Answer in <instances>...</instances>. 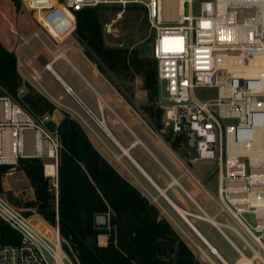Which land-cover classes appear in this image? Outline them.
I'll return each mask as SVG.
<instances>
[{"label":"built area","instance_id":"built-area-1","mask_svg":"<svg viewBox=\"0 0 264 264\" xmlns=\"http://www.w3.org/2000/svg\"><path fill=\"white\" fill-rule=\"evenodd\" d=\"M182 4L175 24L168 25L165 0H28L37 24L60 41L74 37L76 12L83 9L146 8L154 31L159 106L164 111L161 132L184 135L186 145L196 152L195 162L217 163L218 199L214 202L218 213L215 217L203 214L230 224L222 229L212 225L225 239L230 231L250 251L257 249L263 259L256 261L264 264V179L258 175L264 173V160L252 155L258 136L264 149V0H202L196 10L194 0H182ZM57 21L69 29L63 37L51 29ZM110 28L106 25V34ZM54 61H43L44 70L51 72L49 65ZM198 89L217 90V98L201 99ZM66 92L71 94L72 88L66 87ZM48 121L49 115L38 122L10 97L0 96V166L11 167L6 175L15 172L20 159L46 157L29 154L30 133L48 142L54 152L58 149L44 127ZM190 134L196 138L194 148ZM259 200L262 205L255 203ZM37 216V212L28 216L0 195V221L20 236L18 244H4L0 239V264H74L64 249L59 224L49 237L36 225ZM228 242L242 258L244 252L231 239ZM205 247L208 254L197 248L209 264H224L210 246Z\"/></svg>","mask_w":264,"mask_h":264},{"label":"trees","instance_id":"trees-1","mask_svg":"<svg viewBox=\"0 0 264 264\" xmlns=\"http://www.w3.org/2000/svg\"><path fill=\"white\" fill-rule=\"evenodd\" d=\"M20 8L19 0H12ZM75 38L84 55L97 66L125 100L141 114L149 126L161 134L162 111L157 109L160 95L158 64L154 58L141 57L137 49L112 47L106 40L102 8L76 12ZM54 23V22H53ZM56 23V24H55ZM54 23L57 37L69 29ZM111 73L124 81H143L148 102L138 108L132 87L124 90ZM26 87L22 97L19 92ZM0 96L10 97L33 118L53 114L57 107L34 91L18 70V56L0 43ZM49 132H56L60 142L58 182L44 174L41 158L20 159L19 165L35 188L36 200L26 204L36 208L52 227L59 224L64 249L74 264H202L195 252L141 190L124 178L89 139L85 129L65 112L59 125L46 122ZM169 147L181 157L190 148L184 135L163 134ZM11 169L0 166V194H5L3 179ZM10 199L11 192L6 193ZM28 216L33 211L25 212ZM108 214L107 229L95 227V216ZM101 235L108 236L105 246ZM0 239L4 244H18L19 234L0 221Z\"/></svg>","mask_w":264,"mask_h":264},{"label":"rangeland","instance_id":"rangeland-1","mask_svg":"<svg viewBox=\"0 0 264 264\" xmlns=\"http://www.w3.org/2000/svg\"><path fill=\"white\" fill-rule=\"evenodd\" d=\"M202 0H194L195 2V10L198 8V5ZM20 8L16 5L12 0H0V43L7 48L9 51L16 52L21 61L26 62L25 66L21 67L23 73H20L25 81H27L35 92L44 95L49 99V72L45 71L43 68L44 62H50L56 60V58H60V61L55 66V69L63 76L72 86L78 87L81 83L79 79L75 76V73L70 69V67L66 64L64 60L66 56L69 60L78 67L81 71H83L86 75H90L87 66H90L89 62L85 59L83 48L77 42L75 36L68 37L65 40L56 39L52 33H49L42 29L39 24H37L35 20V11L32 10L28 5V0H19ZM102 8V13L104 14V29L106 25H109L111 28V33L106 34V40L108 44L112 47H123L130 49H137L141 57L144 58H153V37L154 31L150 26L148 20V12L146 8L142 5H128L126 7L119 6H100ZM176 18H167V24L173 25L175 24ZM52 31L56 34L55 28H51ZM17 32L15 34L13 32ZM36 34H38L36 36ZM35 35V36H34ZM42 57L44 62L40 59ZM63 59V60H61ZM31 61L30 63L27 61ZM19 65V62H18ZM19 70V66H18ZM27 77H25V75ZM111 76L115 79V81L121 85V87L126 90V87H132L135 92V102L137 106H139V99L136 96H140L143 90V81L139 77L136 78L134 82L124 81L121 78L116 77L111 73ZM37 78V80L34 79ZM92 79V78H91ZM78 85V86H77ZM48 89V90H47ZM28 92V89L24 87L20 92L19 96L22 97L24 94ZM196 94L201 99H211L217 98V90H209V89H198L196 90ZM82 97L85 99L89 105H91L94 101L93 96L88 91L82 92ZM13 100V99H12ZM72 108L71 116L73 118H77V112H79L85 121L90 125H84L91 133L101 148L108 151L109 155L113 157V159L121 166L123 163H127L126 157L122 155V153L116 149L113 144V140L110 139L105 132L99 127L96 121L86 113L81 105L78 103L72 102L71 99L67 100ZM161 103V89L159 100L157 104V109L162 111V121L164 123V111L159 106ZM163 104H166L162 101ZM92 106V105H91ZM77 111V112H76ZM94 113L100 118L105 117L109 123V125L113 126L111 123V117H113L112 112L107 110L98 111L93 108ZM76 112V113H75ZM53 114L49 115V122H54L56 125L57 122L53 120ZM76 116V117H75ZM109 116V119H108ZM43 117H36L35 119L40 122ZM80 120V119H79ZM79 122V121H78ZM163 137V134L156 132ZM49 135L57 141L59 147L55 148V157H50L49 159L44 157L45 164L53 163L54 165L59 166V150H60V142L58 140V135L56 132H49ZM116 135V134H114ZM31 136V135H29ZM112 148L110 151L107 147ZM56 154L58 156V161L56 158ZM117 155V157L115 156ZM196 152L194 149H182L181 150V158L184 164L187 166L188 170L184 167H181V170L176 173L177 177L186 176L194 186L200 188V193L194 196V199L189 198L187 194L182 190H179L181 195L188 200L187 203L178 202L179 206L188 210L189 212L195 214L199 217H205L203 211L208 213L211 217H215L218 213V207L214 202V199H218V165L214 161H196ZM124 171L127 169L125 167ZM191 171V172H190ZM46 177H48L45 173ZM169 178V177H168ZM52 182L57 184L58 180V169L56 177H52ZM144 185L149 187L152 195H150L147 190L143 187V185L137 181V184L143 189V191L151 198V201L155 203L162 214L168 219V221L172 224V226L177 230V232L181 235V237L187 242V244L192 248L195 252L196 257L202 264H209L200 249L207 252L205 244L200 240V238L194 233V231L182 220L180 215L169 205V203L159 195L153 188L147 185V183L142 179L141 180ZM169 181V180H168ZM6 184L4 187L5 192H11L13 194V198L10 199L9 196L5 194H0L5 200H7L12 206L16 209L28 212L35 211L34 209H27L26 204L28 202H34L36 200L35 188L30 183L27 178L25 172L22 170L21 166L18 165L14 175L8 178L3 179V183ZM202 183L205 187L200 184ZM164 187V183L160 182ZM169 196L174 199L176 194L173 192H168ZM222 218H219L222 221ZM194 225L202 232L205 237L210 241V243L217 248V250L221 253V255L227 259L229 262L234 263L238 259H240V255L236 250L232 247V245L228 242L230 239L232 242L240 248L245 256L251 258L254 254L250 251L243 241L234 233L230 231H226L228 236L227 240L218 232V230L209 222H206L200 218L191 217ZM251 221L254 223L253 218ZM99 242V239H98ZM198 247V248H197ZM208 254V252H207ZM211 257V256H210ZM214 259L213 257H211ZM214 261H216L214 259ZM217 264H219L216 261ZM255 264H261L259 261H255Z\"/></svg>","mask_w":264,"mask_h":264},{"label":"crops","instance_id":"crops-1","mask_svg":"<svg viewBox=\"0 0 264 264\" xmlns=\"http://www.w3.org/2000/svg\"><path fill=\"white\" fill-rule=\"evenodd\" d=\"M84 57L90 64V66H87V69L90 73L89 76L86 75L83 71H81L78 67H76L69 60L67 56H66L67 60H64L66 64L70 67V69L75 73V76L79 79L81 84L79 86L77 85L78 87L72 86L55 69V66L58 63V61H60V58H56L53 65H50V67L52 66V69L51 68L49 69L51 72H49L48 94H49V100L57 107V110L54 112L55 114L52 117L53 120L56 121L57 124L59 125L64 118L65 112L72 114V110L75 111V109L72 108V106L67 101L68 99H71L72 102L76 104L78 103L77 102V100H79L78 98H80L81 101L87 106V108L90 109L91 112L93 113H94L93 108L98 111H102V110L104 111L109 109L113 115V117L110 118L113 126L109 125L106 116L104 118L103 117L100 118L101 119L103 118V120L105 119L106 121L105 124L112 132L115 140L110 138L106 134V132L100 126L99 127L105 132V134L110 139L113 140V144L115 145L116 149H118L122 153V155L126 157L127 163L124 162L123 166H121L119 162L116 161V159L114 160L113 157L109 155L107 150L101 148L96 138L91 133H89L87 128L84 126L85 124L89 125L87 121H85L83 116L76 111L77 112V113L75 112L77 114L76 120H78L81 123L89 139L95 146V148L108 159V161L118 170V172L124 178H126L129 182H131L134 186H136L139 190H141L143 194H145L150 200L151 198L137 184V181L143 185V187L147 190V192L150 195H152V193L149 187H147L142 183L141 181L142 179L147 183L148 186H150L156 192H158L159 195H161V197L164 198V196L162 195L160 190L156 188V186H154V184L148 179V177L151 178L156 183V185L160 189L165 191L167 194H169L168 193L169 191L170 192L174 191V193L176 194V197H174V199H172L169 195L168 196L177 206H179L178 202H181L183 204L188 202V200L181 195L179 190L181 191L183 190L187 194V196H189V198L194 199V196L200 193L201 191L200 188L194 186V184H192V182H190V180L186 176L181 175L182 177H177L176 175V173L181 170V167L183 165L188 170L182 158L169 147V145L166 143V141L163 139L161 135L156 133L149 126V124L145 119H143L141 114H139V112L135 110L125 100V98L117 91V89L109 82V80L98 70L97 66L93 64L85 55ZM40 59L44 61L42 57H40ZM18 62H19L18 65L19 72L23 73L21 67L22 66L24 67L26 62L21 61L19 59V56H18ZM27 62L30 63L31 61L29 60ZM24 75L25 77H27L26 74ZM66 87H71L73 92L71 94L67 93ZM83 91H88L93 96L94 101L91 104L92 106L89 105V103H87L85 99L82 97ZM136 98L139 99V103H140L139 106H143L148 102L146 92H142L140 96H136ZM79 103L78 104L81 105L83 110L87 113L86 109L81 104V102ZM135 105L137 106L136 102ZM82 123H84V125ZM29 135H31V133ZM116 141L120 143L129 152L133 160L128 158V156L125 154L122 148H119ZM107 147L110 151H112L111 147H109L108 145ZM28 152H30L29 149ZM115 156L117 157V155ZM49 164H53V163H49ZM123 167H125L127 169L126 171L128 172H125ZM13 175L14 173L12 175H6L4 178H8ZM48 177L52 178V176H48ZM160 182L164 183L165 186L163 187ZM6 184L9 183L7 182L3 183V187H5ZM200 184L204 187L202 183ZM179 207L182 208L181 206ZM34 219L36 225L40 230L48 234L49 237L53 236L54 228L40 214H38V216L35 217ZM101 237H105L106 239L105 242H102ZM107 243H108V236L101 235L99 237V244L105 246L107 245Z\"/></svg>","mask_w":264,"mask_h":264},{"label":"bare ground","instance_id":"bare-ground-1","mask_svg":"<svg viewBox=\"0 0 264 264\" xmlns=\"http://www.w3.org/2000/svg\"><path fill=\"white\" fill-rule=\"evenodd\" d=\"M165 10H166L165 15L167 18L178 17L180 12H182V10H183L182 0H165ZM51 65H53V64H51ZM50 68L52 69V66L50 67V65H49V69ZM77 102L78 103L81 102V104L86 109L88 115H90L96 121V123L106 132V134L110 138L115 140V138H114L112 132L110 131V129L108 128V126L105 124L104 121H102L103 118L101 119L98 116H96L93 112H91V110L88 109L87 106L81 100H77ZM259 137L260 136H258V138L256 139V146L253 149L252 155H254V157H257L260 160H264V149L262 147L261 139ZM31 138L33 141V145L30 146L31 149L29 148V151H30L29 153L39 152L40 154H42L48 158L52 157V156L54 157V155H55L54 149L48 144V142H46L45 140H42L39 135H34V133H31ZM34 143H36V145ZM117 145L119 146V148H122L124 150V152L128 156V158L133 160L131 155L129 154V152L120 143L117 142ZM57 169L58 168L54 164L48 163L45 165V173L48 176L56 177ZM258 175H260V177H262L264 179V173H260ZM148 179L154 184V186H156V188H158L160 190V192L164 196L165 200L166 201L168 200L169 204L176 210V212L180 215L182 220L194 231V233L200 238V240L204 244H206L207 246H210L214 250L215 254L218 255V257H220L224 261V264H255L256 260L263 259L262 254L257 249L253 248L254 255L251 258L242 254V258L238 259L236 262H234V263L229 262L227 259H225L221 255V253L217 250V248L210 243V241L205 237V235L199 231V229L194 225L193 221L191 220V217L200 218L206 222H209V223L215 225L219 229H222L224 226L228 227L231 225L230 224H223L222 222L216 221V220L212 219L208 214H205L204 215L205 217H202V216L199 217L200 215L196 216L195 214L180 208L179 206H177L172 201V199L168 196V194L165 191H163L162 189H160L156 185V183L151 178L148 177ZM255 203L257 205H262L263 201L259 200V201H256ZM101 240H102V242H105L106 239H105V237H101Z\"/></svg>","mask_w":264,"mask_h":264},{"label":"water","instance_id":"water-1","mask_svg":"<svg viewBox=\"0 0 264 264\" xmlns=\"http://www.w3.org/2000/svg\"><path fill=\"white\" fill-rule=\"evenodd\" d=\"M45 64V63H44ZM79 100H81L79 98ZM102 121L106 122L105 119ZM191 140H190V146L192 148L195 147L196 138L193 134H190ZM110 226V217L108 214H99L95 216V227L98 229H107Z\"/></svg>","mask_w":264,"mask_h":264}]
</instances>
